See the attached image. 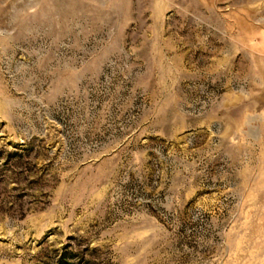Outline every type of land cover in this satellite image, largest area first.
Wrapping results in <instances>:
<instances>
[{
    "label": "rangeland",
    "instance_id": "rangeland-1",
    "mask_svg": "<svg viewBox=\"0 0 264 264\" xmlns=\"http://www.w3.org/2000/svg\"><path fill=\"white\" fill-rule=\"evenodd\" d=\"M0 264H264V0H0Z\"/></svg>",
    "mask_w": 264,
    "mask_h": 264
}]
</instances>
